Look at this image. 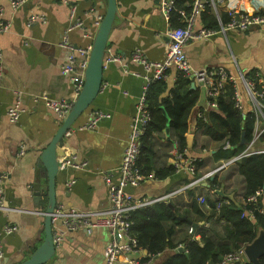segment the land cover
<instances>
[{
    "label": "crops",
    "instance_id": "1",
    "mask_svg": "<svg viewBox=\"0 0 264 264\" xmlns=\"http://www.w3.org/2000/svg\"><path fill=\"white\" fill-rule=\"evenodd\" d=\"M213 1L221 14L264 12V0H217L218 4ZM0 8H3L2 19L10 24L9 31L0 35L4 65L0 79V178L5 190V209L0 211V241L5 252L1 264H21L31 258L45 239L43 213L48 199L42 195L39 204H35L33 190L38 183L46 185L40 156L64 122L47 109L43 98L75 101L78 97L72 81L62 73L67 51L59 45L77 21L83 26L68 32L69 43L76 49L92 45L98 29L97 20L106 13L107 0H28L17 10L12 9L9 0H0ZM191 8L187 11L178 5L174 14L184 22ZM33 15L43 17L45 22L31 23ZM206 25L201 14L195 30ZM172 28V22L166 21L161 13L159 0H118V14L107 49L126 60L129 72L120 65L105 64L102 89L90 110H101L107 118L95 130H77L87 121L90 110L87 111L72 126L73 134L60 143L59 159L77 153L79 160L87 165L83 169L67 168L59 172L57 205L82 211L109 207L110 192L105 175L115 179L118 176L131 135V123L145 86L143 68L132 62L131 56L136 49H141L149 60L163 61ZM220 28L219 24L217 30ZM185 51L194 69L224 67L236 78L240 72L258 70L264 78V26L249 31L232 29L207 39H194L187 43ZM177 79L178 73L172 69L166 79L169 89ZM194 89L198 90L199 99L190 117V134L195 129L197 115L212 111L207 107L206 89L197 84ZM18 98L25 112L13 122L7 112ZM216 148L215 143L208 142L200 134H195L193 146H188L187 156L205 162L200 171L202 176L219 165L214 159ZM217 177L225 194L233 195L237 202L243 201L242 176L231 168L218 172ZM72 180L76 182L68 188L67 183ZM192 180L188 171L176 172L166 180L155 179L150 174L138 188H129L128 193L135 198L175 193L172 200L176 205L188 207L189 190H194L196 195L211 196L217 191L210 190L207 180L189 187ZM237 181L240 183L235 186ZM262 206L264 210V194ZM191 221L199 223L200 219L191 214ZM8 225H15L17 230L6 234L4 229ZM209 227L216 239L217 235L224 236L223 224L210 223ZM186 237V228L180 227L173 241L177 244ZM110 239V231L106 228L70 232L57 256L46 264H105L104 251ZM171 253L168 250L146 263H142L146 257L144 251L129 253L121 256L117 264H161Z\"/></svg>",
    "mask_w": 264,
    "mask_h": 264
},
{
    "label": "built area",
    "instance_id": "2",
    "mask_svg": "<svg viewBox=\"0 0 264 264\" xmlns=\"http://www.w3.org/2000/svg\"><path fill=\"white\" fill-rule=\"evenodd\" d=\"M28 0H9L13 10L21 8ZM179 0H159L160 10L163 17L171 23L173 14L178 11ZM213 9L220 24V30L202 28L195 30L196 22L206 7ZM3 8H0V35L8 32L10 24L2 19ZM103 17H99L97 25H100ZM45 22L43 17L33 15L31 23ZM83 23L77 21L66 32L60 47L67 51L66 62L62 65V73L69 77L78 96L84 86L85 72L89 62L92 45L87 48L76 49L69 43L68 32L82 27ZM264 26V12L233 11L231 20L224 25L213 0H194L191 13L185 17L184 26L174 27L168 33L169 43L166 57L163 61H151L141 49H136L131 56V61L139 64L143 68L145 86L142 96L137 105L136 115L131 123V135L123 153L122 161L118 169V176L115 179L111 175H105L110 192V205L106 209L82 211L75 208H65L57 205L52 215L53 242L57 249L64 243L67 234L79 230L92 231L97 228H106L110 231V242L105 251V264H117L120 257L129 253L141 252L138 248V241L132 233L133 213L144 207L151 206L159 202H169L175 193H169L162 197H142L135 198L128 193L129 188H138L149 176L143 173L138 162L141 156L142 137L144 136L152 115L148 106V91L150 86L158 81H166L168 73L175 69L178 75L190 78L195 85L206 89L207 107L212 111L219 108L217 98L226 93L228 86L233 88V102L237 110L242 112L244 118L250 113L254 117V131L252 139L246 144L245 150L238 156L221 163L213 172L205 174L199 178H194L189 187L200 184L215 173L229 168L236 161L257 154H264V78L260 71L255 70L254 77H249L250 73L240 72L238 78L231 75L224 67L194 69L189 63L185 51L187 43L194 39H207L219 32L227 30L249 31L251 29ZM107 63L120 65L124 71L129 72L126 60L107 49L104 59V67ZM4 74V65L0 53V79ZM137 76L136 73H133ZM48 110L52 111L60 120H65L70 113L74 101L67 99L43 98ZM25 109L20 105V99L9 108L7 115L13 122L21 118ZM107 114L101 110L92 109L89 111L87 121L77 130H95L100 122L107 118ZM198 118L206 121L203 113L197 115ZM73 134L72 128L65 134V139ZM225 149H231L230 143H226ZM187 150L179 151L177 146L171 150V162L176 172L188 171L192 176L195 174L196 158L187 156ZM87 163L80 161L77 153L59 159V170L67 168H85ZM76 181L67 183L70 188ZM261 192L251 196L248 201L257 203ZM201 203H205L204 197L199 198ZM5 209V190L3 181L0 178V211ZM264 214V210H260ZM45 215V212L43 213ZM61 223V226H59ZM17 230L15 225L5 226V233L11 234ZM192 229L190 230V232ZM5 252L3 243L0 241V264L4 261ZM154 258V257H153ZM151 258V259H153ZM247 261L244 248L236 253L226 255L219 264H235Z\"/></svg>",
    "mask_w": 264,
    "mask_h": 264
},
{
    "label": "trees",
    "instance_id": "3",
    "mask_svg": "<svg viewBox=\"0 0 264 264\" xmlns=\"http://www.w3.org/2000/svg\"><path fill=\"white\" fill-rule=\"evenodd\" d=\"M193 2L194 0H179L178 5L189 11ZM215 2L218 4L217 0ZM184 4L188 6L185 7ZM202 16L204 23H207L204 28L219 29L218 19L211 7L207 6ZM220 16L224 25L231 20L230 12L220 13ZM181 20L177 13L174 14L171 19L172 26H184ZM254 71L250 72L249 77H254ZM192 83L190 78L178 75L171 89L168 88L166 81L155 82L149 88L147 99L152 121L142 137L141 156L138 162L146 176L153 174V178L158 180L170 178L176 173L174 165L169 164L171 150L175 146L182 152L188 149L190 117L199 99L198 90L191 88ZM233 93V88L228 86L226 93L217 98L219 108L204 113L206 121L196 117L195 129L191 130L194 137L195 134H200L208 142L217 145L214 159L219 165L213 168L214 170L222 162L241 154L253 137L254 117L248 113L244 118L242 112L236 109ZM164 110L170 119L169 126ZM226 143H230L231 149L224 148ZM195 166L193 179L202 176L200 171L204 168L205 162L196 158ZM230 167L244 179L242 202H237L235 198L224 199L215 193L213 196L196 195L194 190H189L188 207L177 206L171 199L169 202L173 204L174 209L169 206V202H159L133 213L132 233L138 241V248L148 252L142 263L171 250L172 253L161 264H219L226 255L236 253L254 241L260 228L264 229V214L260 212L263 209L264 154L244 157ZM217 173L213 175V179L211 177L206 179L211 185L210 190L223 187ZM43 176L45 177L44 174ZM259 191L261 195L257 203L248 201ZM201 197H204L205 203L199 201ZM191 214H195L200 222H204L193 233L190 232V224L180 220V217H186L191 221ZM210 223L223 224L224 236L217 235L216 239L209 231ZM180 227L186 228L187 237L176 244L173 237ZM181 245L188 255L175 252ZM260 262L264 264V256L260 258ZM242 264L253 263L244 261Z\"/></svg>",
    "mask_w": 264,
    "mask_h": 264
},
{
    "label": "water",
    "instance_id": "4",
    "mask_svg": "<svg viewBox=\"0 0 264 264\" xmlns=\"http://www.w3.org/2000/svg\"><path fill=\"white\" fill-rule=\"evenodd\" d=\"M118 14V0H107V10L103 16L100 25L95 33L92 50L89 56L88 66L85 72L84 86L73 103L72 109L64 120L63 124L58 129L54 138L49 145L45 148L40 156V162L43 165V173L45 175L46 185L42 183L34 185V201L35 204H39L42 195H45L48 199L47 208L45 211V239L43 244L32 254L31 258L21 264H46L52 258L57 256L58 249L53 242V225H52V213L57 206V194L56 183L59 170V155H60V143L65 140V134L72 126L90 110L94 102L96 101L100 91L102 89L104 81V59L105 53L108 48V41L113 29L115 18ZM191 88H195V83H192ZM164 115L167 117V123L169 126V117L164 110ZM169 133V129H167ZM188 146L191 148L194 143V134H189L187 137ZM213 179V175L211 176ZM215 193L224 199L234 200L233 195L225 194L224 187L215 191ZM174 209L172 203H168ZM180 220L187 221L191 226V233H193L199 223L188 220L186 217H180ZM202 224V223H201ZM247 262L253 264H261L260 258L264 256V229L260 228L257 237L254 241L244 247ZM176 253H185L184 246H179ZM144 254L147 256L148 252L145 250ZM235 264H242L237 262Z\"/></svg>",
    "mask_w": 264,
    "mask_h": 264
},
{
    "label": "rangeland",
    "instance_id": "5",
    "mask_svg": "<svg viewBox=\"0 0 264 264\" xmlns=\"http://www.w3.org/2000/svg\"><path fill=\"white\" fill-rule=\"evenodd\" d=\"M194 125V124H193ZM227 169H231V167L227 168ZM238 178V177H237ZM239 181H237L236 185L235 186H238L239 185Z\"/></svg>",
    "mask_w": 264,
    "mask_h": 264
}]
</instances>
